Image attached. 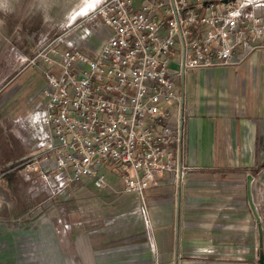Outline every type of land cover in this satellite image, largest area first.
Listing matches in <instances>:
<instances>
[{
    "label": "built area",
    "instance_id": "1",
    "mask_svg": "<svg viewBox=\"0 0 264 264\" xmlns=\"http://www.w3.org/2000/svg\"><path fill=\"white\" fill-rule=\"evenodd\" d=\"M77 18H98L110 29L93 58L69 36ZM65 28L40 37L23 66L44 80L37 118L50 132L52 195L87 180L104 188L100 171L108 170L143 207L157 176L171 174L179 184L187 172L186 114L173 77L235 68L264 51V0H83Z\"/></svg>",
    "mask_w": 264,
    "mask_h": 264
},
{
    "label": "crops",
    "instance_id": "2",
    "mask_svg": "<svg viewBox=\"0 0 264 264\" xmlns=\"http://www.w3.org/2000/svg\"><path fill=\"white\" fill-rule=\"evenodd\" d=\"M68 1H70L68 7H64L62 11L58 0L51 2L54 6L51 7V11L66 13L61 16L62 25L66 24L68 14L83 2V0ZM84 9L82 8V11ZM78 20L80 19L77 18ZM89 21L88 19L78 21L77 28L70 31L69 36L77 39L78 44L80 42V50L89 58H93L99 51L106 34L102 35V38L101 35L98 36L100 39L92 48L87 32L80 35L81 31H77ZM100 26L101 24L95 21L93 24L95 33L100 32ZM108 31L109 29L107 33ZM18 36L12 31L7 36L1 37L4 47L0 48V53H6L12 38L17 40ZM26 49L27 47L22 51ZM34 49L36 50L33 46L29 50L34 51ZM7 57L8 54L5 55V60ZM242 67L241 72L246 83L244 89H238L237 93L230 89L229 84L226 85L225 78L227 71H238ZM26 68L17 70L4 84L7 86L13 82L14 86H11L13 90L10 89L6 97L7 113L2 116L3 120L7 116L9 126L8 137H5L4 143L0 146V167L25 158L28 161L37 158V161L36 159L32 161L39 167L37 173H45L46 177L44 180L34 179L29 172L30 166L16 168L12 170V174L19 179L10 181L8 178L4 182L0 180V186L5 188L3 189L5 194L10 193L11 189L16 191L17 187L23 185L31 186L35 190L42 186L49 193L55 188L53 178L55 171L50 167L54 158L49 147L50 132L47 127L39 123L37 118L38 111L43 107L40 90L44 80L38 70L27 74ZM217 70H224V73H221L225 80L222 84L217 78L211 80L212 78L206 75L207 71ZM6 72L7 77L9 69ZM186 78L187 84H185ZM173 84L186 114L182 123L181 162L187 168V172L179 184L174 183L171 174L157 176L144 191L146 197L145 199L143 197L144 213H142L146 219L147 229L142 226L139 217V222L136 223H131L132 219H128L131 218L130 216H138L137 207L141 203L133 193L124 191L122 183L114 182L110 177L108 182L104 180L107 174L111 175L110 171H100L104 188L94 187L89 180L72 184L88 188L90 193L97 190L103 192L105 198L111 199L113 205L117 207L115 211H119L125 217L129 215L125 220H130L125 226L129 234H124L120 242L115 239L112 249L96 250L97 257L94 255L95 250H90V239L82 238L85 254L81 258L85 259L86 264H90L91 252L98 264L102 262L103 264H253V258L248 253L242 261H235V255L232 252L228 253L224 243L216 244L215 236L218 232L226 233L224 225L228 217L224 208L227 204H231L228 202L235 199L234 196L228 195L235 191L238 193L239 178L244 177L245 183V178L248 176L246 171L255 163V157L264 155V101H259L264 88V51L249 55L235 68L185 71L180 76L173 77ZM15 191L11 192L14 193V199ZM218 207H222L221 213L216 212ZM217 221L221 222V227L216 225ZM64 229L66 230L67 227ZM43 231L47 234L43 235ZM14 233L19 237L17 232ZM7 236H13V232L2 229L0 240L4 241ZM24 236L35 239L38 248L35 251V260L39 262L38 264H54L57 256L52 254V250L47 253L44 246L49 243L48 247H52L50 243L57 244V241L68 245L69 232L37 229L32 234L25 232L22 237ZM70 243L75 242L71 239ZM108 250L112 252H106ZM18 251L20 252L21 248ZM18 258L21 259L22 256L19 255ZM66 261L70 259L67 257Z\"/></svg>",
    "mask_w": 264,
    "mask_h": 264
},
{
    "label": "rangeland",
    "instance_id": "3",
    "mask_svg": "<svg viewBox=\"0 0 264 264\" xmlns=\"http://www.w3.org/2000/svg\"><path fill=\"white\" fill-rule=\"evenodd\" d=\"M53 1L0 0V48L4 47L1 37L7 36L12 31H15L19 35L17 40L16 38L15 40L12 38L8 45V52L0 53V146L4 143L5 137H8V118L5 116L6 120H3L2 116L7 113V109L5 108L6 97L13 90L11 89L13 82L7 86L4 84L17 70L23 68L25 59L34 54L35 49L34 51H32L33 49H29L33 46L37 49L40 37H53L66 29L65 24L62 25L61 20V16L66 13L51 11V7H54L51 4ZM67 1L58 0L61 11L64 7H68L70 1ZM95 21L97 24H101L99 30L102 34L98 31L94 32L93 24ZM107 29L109 28L106 25L100 23L98 18H95L77 31H81L80 35H83V32H87L88 41L93 48L100 39L98 36L101 35L102 38V35H109L110 29L108 33ZM25 47H27V51L32 52L29 54L26 50L22 51ZM23 52L27 53V55H23ZM6 54H8L7 60H5ZM7 69H9V76L6 77ZM239 69L238 71H227L225 78L227 80V83L225 82L226 85L229 84L230 89H233L237 93L238 89H244V84L246 83V79L241 72L243 67ZM34 70H36L35 67L29 66L26 68L25 73H34ZM221 73H224V70L207 71L206 75L207 77H211V80L217 78L222 84L225 80L222 78ZM187 83L186 78L185 84ZM259 101H264V88ZM11 124L15 125L14 123ZM2 149L4 150L3 147ZM32 159L28 161L25 158L0 167V177L2 176L5 179L13 178L12 170L30 166V175L34 179H38L40 173H37V171L39 167L34 164L35 162H32L35 159L37 161V158ZM254 162L252 167L246 171V175L252 177L251 198L259 217L264 254V155L256 156ZM110 174L105 176L104 180L106 179V182L109 181L110 177L113 179L112 181L121 184L115 174ZM14 179H19V177L17 176ZM239 179L238 193L235 191L228 195L234 196L235 199L228 202L231 204H227L224 208L228 217L226 224H223L226 228V233L218 232L215 236V242L218 245L224 243L228 253L232 252L235 255V261H242L243 257L248 253L253 258V264H256L258 252L256 248V225L246 205L244 177H240ZM3 189L5 188L0 186V231L6 229L11 233L13 232V236H7L4 241L0 240V264H38L39 262L35 260V251L38 249L35 239L30 236L22 237L25 232L32 234L37 229H56L59 232L68 230L69 232L68 245L57 241V244L54 242L50 243L52 247H48L49 243H46L47 245L44 246L47 253H50L49 251L52 250V254L57 256V260L53 262L54 264H86L85 259L81 258L85 254L82 244V238L84 237L90 239V250H95L96 253L94 255L97 257L98 252L96 250L112 249L115 239L120 242L123 240L124 234H129L127 227H125L127 226L126 223H130V220H125L129 215L125 217L119 211H115L117 207L113 205L114 203L111 202V199L105 198V194L101 191L97 190L90 193L88 188L72 184L55 196L45 191L42 186L35 190L31 186L23 185L22 187H17L16 191L11 190L7 194L4 193ZM13 191H15V199L14 193H11ZM143 197L145 199L146 192H143ZM22 204L25 205L22 206ZM140 206H138L139 208L137 207L138 216H130L131 218L128 219H132L131 223L139 222L140 219L142 226L147 229L146 219L143 216L144 209L142 205ZM221 210L222 207H218L216 212L221 213ZM40 217L45 218L48 224L45 225L43 223L40 225L38 221ZM217 222L216 225L221 227V222ZM64 227H67V229L65 230ZM14 232H17L16 234H19V237ZM42 234L47 233L43 231ZM71 239L75 242L74 244L70 243ZM144 240L149 243L146 237H144ZM20 248L21 251L19 252ZM106 252L112 251L108 250ZM19 255L22 256L21 259L18 258ZM94 255L91 252L90 264H98ZM67 257L70 261H66ZM100 264H103V262Z\"/></svg>",
    "mask_w": 264,
    "mask_h": 264
},
{
    "label": "water",
    "instance_id": "4",
    "mask_svg": "<svg viewBox=\"0 0 264 264\" xmlns=\"http://www.w3.org/2000/svg\"><path fill=\"white\" fill-rule=\"evenodd\" d=\"M251 181H252V177L249 175L246 176V178H245V199H246L247 207H248L250 214L253 217L254 223L256 225V236H257L256 248L258 250L256 264H264L262 231H261V226L259 225V217L257 215L255 206H254V204L252 202V198H251Z\"/></svg>",
    "mask_w": 264,
    "mask_h": 264
},
{
    "label": "trees",
    "instance_id": "5",
    "mask_svg": "<svg viewBox=\"0 0 264 264\" xmlns=\"http://www.w3.org/2000/svg\"><path fill=\"white\" fill-rule=\"evenodd\" d=\"M14 178H16V177H13V178H10L9 180L10 181H13V180H16V179H14ZM0 180H2L3 182L5 181V180H7V179H5V178H3L2 176L0 177ZM12 190V189H11ZM10 190V191H11Z\"/></svg>",
    "mask_w": 264,
    "mask_h": 264
},
{
    "label": "bare ground",
    "instance_id": "6",
    "mask_svg": "<svg viewBox=\"0 0 264 264\" xmlns=\"http://www.w3.org/2000/svg\"><path fill=\"white\" fill-rule=\"evenodd\" d=\"M87 2V1H86ZM85 10V9H84ZM84 11H82V8L80 9V13H83Z\"/></svg>",
    "mask_w": 264,
    "mask_h": 264
}]
</instances>
